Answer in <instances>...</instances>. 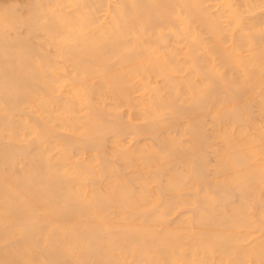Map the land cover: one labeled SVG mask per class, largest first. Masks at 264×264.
<instances>
[{
    "label": "bare ground",
    "instance_id": "obj_1",
    "mask_svg": "<svg viewBox=\"0 0 264 264\" xmlns=\"http://www.w3.org/2000/svg\"><path fill=\"white\" fill-rule=\"evenodd\" d=\"M0 264H264V0H0Z\"/></svg>",
    "mask_w": 264,
    "mask_h": 264
},
{
    "label": "rangeland",
    "instance_id": "obj_2",
    "mask_svg": "<svg viewBox=\"0 0 264 264\" xmlns=\"http://www.w3.org/2000/svg\"><path fill=\"white\" fill-rule=\"evenodd\" d=\"M127 142L129 141V140H126ZM110 146L108 145V147H107V149L109 148ZM87 157L89 156V155H86ZM208 159H209V157H208ZM211 159V158H210Z\"/></svg>",
    "mask_w": 264,
    "mask_h": 264
}]
</instances>
